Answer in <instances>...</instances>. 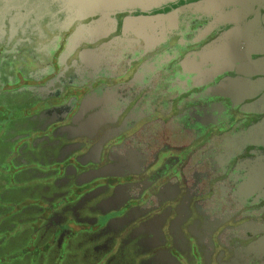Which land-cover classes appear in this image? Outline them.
Instances as JSON below:
<instances>
[{
	"label": "flooded vegetation",
	"instance_id": "flooded-vegetation-1",
	"mask_svg": "<svg viewBox=\"0 0 264 264\" xmlns=\"http://www.w3.org/2000/svg\"><path fill=\"white\" fill-rule=\"evenodd\" d=\"M94 5L0 10V264H264V0Z\"/></svg>",
	"mask_w": 264,
	"mask_h": 264
},
{
	"label": "water",
	"instance_id": "water-1",
	"mask_svg": "<svg viewBox=\"0 0 264 264\" xmlns=\"http://www.w3.org/2000/svg\"><path fill=\"white\" fill-rule=\"evenodd\" d=\"M43 1L45 2L46 0H0V10L7 11V10L14 8V6H16V8H18V6L19 8H21L25 6H31V5L40 9V6L42 5V3L44 4ZM47 1H48V4L52 3V0L51 1L47 0ZM105 1H108V0H58V3L61 4L65 12L68 13L66 15V18L73 17V19H76V13L83 14L86 16L95 9L94 3H101ZM84 104L86 106L87 101L84 102ZM252 146L264 148L263 146H260V145L258 146L252 145Z\"/></svg>",
	"mask_w": 264,
	"mask_h": 264
},
{
	"label": "rangeland",
	"instance_id": "rangeland-1",
	"mask_svg": "<svg viewBox=\"0 0 264 264\" xmlns=\"http://www.w3.org/2000/svg\"><path fill=\"white\" fill-rule=\"evenodd\" d=\"M84 264H87V262H84Z\"/></svg>",
	"mask_w": 264,
	"mask_h": 264
}]
</instances>
